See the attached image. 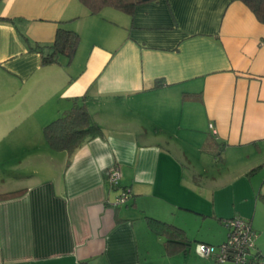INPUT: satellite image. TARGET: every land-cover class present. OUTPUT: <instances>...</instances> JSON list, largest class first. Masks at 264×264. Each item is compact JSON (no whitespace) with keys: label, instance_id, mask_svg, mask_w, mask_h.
Here are the masks:
<instances>
[{"label":"crops","instance_id":"1","mask_svg":"<svg viewBox=\"0 0 264 264\" xmlns=\"http://www.w3.org/2000/svg\"><path fill=\"white\" fill-rule=\"evenodd\" d=\"M60 21L79 34L76 52L44 65L38 46ZM76 99L101 133L54 151L43 128ZM220 180L231 203L213 190ZM261 202L264 23L243 2L160 0L129 15L0 1V264H186L202 223L218 220L206 233L225 242L234 217L250 222L264 262ZM147 218L183 229L187 248L169 253Z\"/></svg>","mask_w":264,"mask_h":264},{"label":"trees","instance_id":"2","mask_svg":"<svg viewBox=\"0 0 264 264\" xmlns=\"http://www.w3.org/2000/svg\"><path fill=\"white\" fill-rule=\"evenodd\" d=\"M79 1L88 9L90 14H96L106 7H111L123 13L133 15L138 5L146 2H158L160 0ZM238 1L243 2L254 13L256 18L261 23H264V0ZM3 20L13 21V19L8 18ZM61 23L62 21L58 23L53 42L49 45L38 46V50L41 52V63L44 65L58 63L60 55H65L70 61L76 52L80 39L79 34L74 30L63 27ZM100 133V126L93 120L92 116L87 111L85 104L80 103L77 99L74 100L72 108L46 124L43 128V135L50 149L54 151H68L69 153L73 152L85 138L93 137ZM19 193L20 192L18 191L14 193L12 192L5 196H16ZM147 223L152 230L167 235V240L165 242L169 253H175L187 248L189 240L185 236L183 229L154 218H147ZM214 261L218 264V261L215 258ZM261 262L262 259L259 252H256L243 264H260Z\"/></svg>","mask_w":264,"mask_h":264},{"label":"built area","instance_id":"3","mask_svg":"<svg viewBox=\"0 0 264 264\" xmlns=\"http://www.w3.org/2000/svg\"><path fill=\"white\" fill-rule=\"evenodd\" d=\"M212 132L215 129L210 125ZM120 173L115 167L108 175V182L117 185L119 182ZM127 194L123 193L117 198L115 205L122 204L126 201ZM225 225L228 228V237L225 242L220 245V249L216 251L213 246L204 248L205 252L214 257L218 263L225 260L233 262V264H243L252 254L251 248L254 246L255 231L252 229L248 220L241 217H234L225 220ZM260 264H264L261 262Z\"/></svg>","mask_w":264,"mask_h":264},{"label":"rangeland","instance_id":"4","mask_svg":"<svg viewBox=\"0 0 264 264\" xmlns=\"http://www.w3.org/2000/svg\"><path fill=\"white\" fill-rule=\"evenodd\" d=\"M220 167H218V168H216V171L215 170H211V171H209L208 173L209 174H217V173H219L217 176H219L220 175V172H222V169H219ZM238 172H240V170L239 169H235V170H233V171H231V172H228V173H230V175H231V177L232 178H235V177H237V175H238ZM226 171L222 174V176H221V178H224L225 177V175H226ZM220 178V179H221ZM218 181V180H217ZM228 182V180H225V182L224 183H227ZM222 183H221V180L219 181V182H217V185L216 186H214L213 187V190L214 189H219V191H224V192H222V194L223 195H226L227 196V202H230L229 201V195H230V190H222V189H226V188H224V186L223 185H221ZM231 203V202H230ZM259 206L260 207H262V208H264V203H260L259 204ZM191 219H193L195 216H192L191 214H188V213H186ZM257 218L258 219H260L261 220V222L262 223H264V215H262V216H259V215H257ZM185 219H186V217H185ZM199 219V218H198ZM200 219L199 220H192V222H189L186 226H189L190 228H191V230H189L190 232H192L194 229H196L198 226H199V224H200ZM212 221H215V222H212ZM218 220H216V219H212V218H209L207 221H205L204 223H202L201 224V233L199 234V236L200 237H202V238H205V240L207 241V243H206V241H203V242H201V241H196V242H194V244H193V251H192V253L191 254H189V255H187V257L184 259L185 261H186V264H187V260L190 258V261H192V264H205V262L206 261H210L209 263H211V264H215V263H213L212 261H214L213 260V258H211L206 252H205V250H204V248H206V247H208V246H213L215 249H216V251H218L219 249H220V245L223 243V241H224V239H219V233H216V235L215 234H211V233H206V232H208V230L210 229V228H214V223H219V222H217ZM180 222V221H179ZM181 223V222H180ZM223 224V223H222ZM218 225H220V224H218ZM225 230L226 229H228L227 228V226L225 225V224H223V226H222ZM199 229V228H198ZM256 233V232H255ZM256 235H258V234H255V237H254V244H257L256 242L258 241V236H256ZM260 235V234H259ZM202 240H204V239H202ZM257 240V241H256ZM261 240L262 241H264V236H262L261 237ZM254 250H255V245L251 248V250H250V253L251 254H253L254 253ZM212 260V261H211ZM174 264H177V262H175ZM218 264H233V262H231V261H228V260H225V261H223V262H221V263H218Z\"/></svg>","mask_w":264,"mask_h":264}]
</instances>
